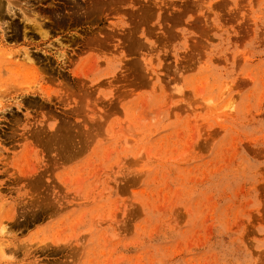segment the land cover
I'll return each instance as SVG.
<instances>
[{"label":"rangeland","instance_id":"obj_1","mask_svg":"<svg viewBox=\"0 0 264 264\" xmlns=\"http://www.w3.org/2000/svg\"><path fill=\"white\" fill-rule=\"evenodd\" d=\"M3 226L0 264H264V0H0Z\"/></svg>","mask_w":264,"mask_h":264},{"label":"bare ground","instance_id":"obj_2","mask_svg":"<svg viewBox=\"0 0 264 264\" xmlns=\"http://www.w3.org/2000/svg\"><path fill=\"white\" fill-rule=\"evenodd\" d=\"M25 57L27 58V59H30L31 58V56H30V53L29 52H25ZM7 68V67H6ZM210 100V99H209ZM211 104V103H210ZM0 231L1 232H5L6 231V228L3 226V228H1L0 229ZM5 241V240H4ZM2 243V242H1ZM3 244H4V242H3ZM0 246H2V245H0ZM4 246H5V244H4Z\"/></svg>","mask_w":264,"mask_h":264}]
</instances>
